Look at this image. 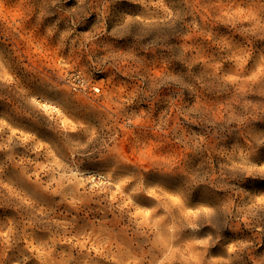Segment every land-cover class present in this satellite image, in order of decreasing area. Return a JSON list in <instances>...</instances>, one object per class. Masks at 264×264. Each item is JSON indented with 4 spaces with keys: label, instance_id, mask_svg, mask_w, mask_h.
<instances>
[{
    "label": "rangeland",
    "instance_id": "1",
    "mask_svg": "<svg viewBox=\"0 0 264 264\" xmlns=\"http://www.w3.org/2000/svg\"><path fill=\"white\" fill-rule=\"evenodd\" d=\"M0 264H264V0H0Z\"/></svg>",
    "mask_w": 264,
    "mask_h": 264
}]
</instances>
